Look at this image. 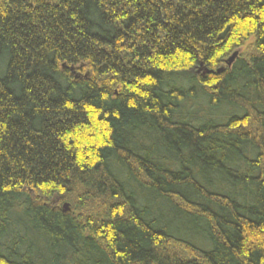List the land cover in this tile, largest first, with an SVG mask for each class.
Instances as JSON below:
<instances>
[{
	"label": "trees",
	"instance_id": "obj_1",
	"mask_svg": "<svg viewBox=\"0 0 264 264\" xmlns=\"http://www.w3.org/2000/svg\"><path fill=\"white\" fill-rule=\"evenodd\" d=\"M0 264H264V0H0Z\"/></svg>",
	"mask_w": 264,
	"mask_h": 264
},
{
	"label": "water",
	"instance_id": "obj_2",
	"mask_svg": "<svg viewBox=\"0 0 264 264\" xmlns=\"http://www.w3.org/2000/svg\"><path fill=\"white\" fill-rule=\"evenodd\" d=\"M237 57V52H234L225 62L227 67H230L231 64L234 62L235 58ZM223 69H219L216 71L217 74L222 73ZM211 73L210 71H206L205 74ZM67 205H64V209L66 210Z\"/></svg>",
	"mask_w": 264,
	"mask_h": 264
},
{
	"label": "rangeland",
	"instance_id": "obj_3",
	"mask_svg": "<svg viewBox=\"0 0 264 264\" xmlns=\"http://www.w3.org/2000/svg\"><path fill=\"white\" fill-rule=\"evenodd\" d=\"M252 42V39H250L247 43L244 44V46H242L241 48H239L237 50L238 54H241L242 52H244L246 50V48L249 46V44ZM231 68V67H230ZM199 72H201L200 70H198ZM65 205V204H64ZM64 205L62 206L64 209ZM67 211H71L69 207L66 208Z\"/></svg>",
	"mask_w": 264,
	"mask_h": 264
}]
</instances>
